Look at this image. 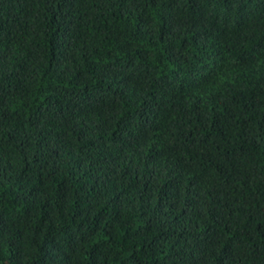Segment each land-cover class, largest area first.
<instances>
[{
    "label": "trees",
    "instance_id": "1",
    "mask_svg": "<svg viewBox=\"0 0 264 264\" xmlns=\"http://www.w3.org/2000/svg\"><path fill=\"white\" fill-rule=\"evenodd\" d=\"M0 264H264V0H0Z\"/></svg>",
    "mask_w": 264,
    "mask_h": 264
}]
</instances>
